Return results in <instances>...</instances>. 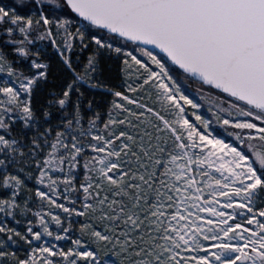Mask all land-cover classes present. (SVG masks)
<instances>
[{
	"label": "snow or ice",
	"instance_id": "snow-or-ice-1",
	"mask_svg": "<svg viewBox=\"0 0 264 264\" xmlns=\"http://www.w3.org/2000/svg\"><path fill=\"white\" fill-rule=\"evenodd\" d=\"M0 264H264V0H0Z\"/></svg>",
	"mask_w": 264,
	"mask_h": 264
}]
</instances>
